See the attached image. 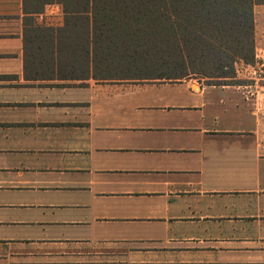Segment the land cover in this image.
I'll list each match as a JSON object with an SVG mask.
<instances>
[{"label":"crops","instance_id":"crops-1","mask_svg":"<svg viewBox=\"0 0 264 264\" xmlns=\"http://www.w3.org/2000/svg\"><path fill=\"white\" fill-rule=\"evenodd\" d=\"M25 3L0 0V264H264V4L236 85L72 75V30L25 22L61 5Z\"/></svg>","mask_w":264,"mask_h":264},{"label":"trees","instance_id":"trees-1","mask_svg":"<svg viewBox=\"0 0 264 264\" xmlns=\"http://www.w3.org/2000/svg\"><path fill=\"white\" fill-rule=\"evenodd\" d=\"M49 1V0H48ZM107 0H75L74 8L67 6V0H60L68 16L74 13H87L93 33L97 29L95 17ZM119 26L109 24L112 32L116 29L127 30L128 22L135 23L143 35L148 32L156 34L155 52L158 61L153 67L158 73L149 79H184L191 74L205 77H231L234 64L242 60L247 64L254 63V19L253 9L264 0H108ZM70 5V4H69ZM99 11V12H98ZM89 13L93 14L90 18ZM122 23V26H121ZM108 24V23H107ZM106 25V24H105ZM107 29V26H105ZM129 28V34L132 32ZM142 52L144 61L152 55L151 45H146ZM88 46V45H87ZM152 47V48H151ZM126 49V48H124ZM84 58L94 55L96 48L81 49ZM116 47L110 57L119 53ZM94 58V59H93ZM93 63L97 59L93 56ZM105 60V59H104ZM147 64V63H146Z\"/></svg>","mask_w":264,"mask_h":264},{"label":"rangeland","instance_id":"rangeland-1","mask_svg":"<svg viewBox=\"0 0 264 264\" xmlns=\"http://www.w3.org/2000/svg\"><path fill=\"white\" fill-rule=\"evenodd\" d=\"M48 0H26L25 3V11L31 14L40 13L43 14V8H44V2ZM49 1H55L57 3L60 2V0H49ZM75 0H67V6L69 8H74ZM61 3V2H60ZM59 3V4H60ZM73 3V4H71ZM70 4V5H69ZM61 5V12L62 15L59 16L61 19H55L57 20H49V19H38L35 20L36 17L34 15L30 17H26V26L28 27H35V26H43V27H60L63 28L65 32L68 33L69 30H72L73 35L71 33L69 34H63L61 36H57L59 40H56L59 44H67V42L71 41L72 43H75L78 45V50L72 51L71 50H63L62 53L65 55L64 58H70L71 55H75L79 62L77 64L69 65L67 67H64V70L68 71L72 75L81 74V76H94V78H105V79H121L122 81H134V80H149V76H156V71L153 66L158 61V56L155 52L156 47L152 46L154 44V41H156V34L154 33L150 35L148 32L147 34H142L140 31H138L136 28H139L137 24H141L139 21L137 22H128L129 28L131 27L133 30L131 34H129V28L127 30L124 29H116L115 32H112L111 28L110 31L108 29L111 24H109V19L114 17V11H112V3L111 1H106L105 3L101 4L102 8H105V10H101L100 13L95 17L96 21V31L95 34L93 33V28H90V22L86 20V17L88 16L87 13H74L66 14L64 12L63 6ZM99 12V11H98ZM39 14V16H40ZM58 15V14H57ZM92 13H89L90 18H92ZM38 16V15H37ZM45 16V15H44ZM41 18V17H40ZM253 19H254V9H253ZM112 24H115L119 26L120 22L119 20L112 18ZM108 23V24H107ZM106 24V25H105ZM55 25V26H53ZM58 25V26H56ZM53 26V27H52ZM107 26V29L106 27ZM122 26V23H121ZM53 34V33H52ZM45 37V36H44ZM41 39L42 36H39ZM152 38V40H151ZM253 39H254V32H253ZM142 46L141 48L144 50L146 48V45H151L153 47V50L150 49L152 52L149 56V59L144 61L142 59V52L138 50L137 54L135 51L139 49L136 44H139ZM88 45V46H87ZM90 45L92 46L91 51L96 48L94 55L97 59V63L93 64L92 67H90L89 72L88 68H85L83 63V51L81 49H90ZM66 47V46H63ZM118 47L119 53L114 58L110 57V54H113L114 49ZM151 47V48H152ZM126 48V49H124ZM86 51V50H85ZM254 54H255V60L254 63L251 65H254L256 63V52H255V40H254ZM91 53V59L93 58ZM89 57V56H88ZM94 59V58H93ZM105 59V60H104ZM147 63V64H146ZM242 64H247L242 60H237L234 64V71L231 70L229 73L232 75L231 77H205L198 74H191L189 77L191 78H199L205 81L209 84H239V83H246V82H252L249 79V76L251 73L247 70H245L242 66ZM83 70L85 71L83 73ZM87 76V77H88ZM188 78V77H186ZM158 80V79H154ZM179 80V79H174ZM13 196H6L0 194V202L3 203L7 201L8 199H12Z\"/></svg>","mask_w":264,"mask_h":264}]
</instances>
